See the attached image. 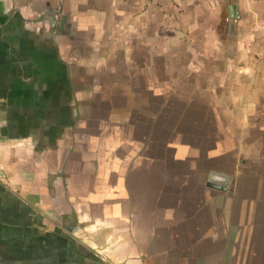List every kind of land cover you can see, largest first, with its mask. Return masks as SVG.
Wrapping results in <instances>:
<instances>
[{"label": "crops", "instance_id": "obj_1", "mask_svg": "<svg viewBox=\"0 0 264 264\" xmlns=\"http://www.w3.org/2000/svg\"><path fill=\"white\" fill-rule=\"evenodd\" d=\"M0 264H264V0H0Z\"/></svg>", "mask_w": 264, "mask_h": 264}, {"label": "water", "instance_id": "obj_2", "mask_svg": "<svg viewBox=\"0 0 264 264\" xmlns=\"http://www.w3.org/2000/svg\"><path fill=\"white\" fill-rule=\"evenodd\" d=\"M227 176H223V175H217L214 173H210L209 177H208V182H216L219 183L221 185L226 184V180H227Z\"/></svg>", "mask_w": 264, "mask_h": 264}, {"label": "built area", "instance_id": "obj_3", "mask_svg": "<svg viewBox=\"0 0 264 264\" xmlns=\"http://www.w3.org/2000/svg\"><path fill=\"white\" fill-rule=\"evenodd\" d=\"M59 1V3L61 2V0H58Z\"/></svg>", "mask_w": 264, "mask_h": 264}]
</instances>
